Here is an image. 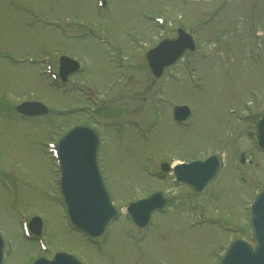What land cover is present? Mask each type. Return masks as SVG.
Masks as SVG:
<instances>
[{"label": "rangeland", "instance_id": "1", "mask_svg": "<svg viewBox=\"0 0 264 264\" xmlns=\"http://www.w3.org/2000/svg\"><path fill=\"white\" fill-rule=\"evenodd\" d=\"M96 1L0 0V229L9 240L4 264H31L61 250L87 264H213L214 252L235 228L250 238L248 208L264 183V150L255 138L256 120L264 114V0H108L102 11ZM54 21L69 33H58ZM178 26L197 36V50L155 79L144 55L176 35ZM63 47L83 68L73 81L99 86L102 113L98 105L94 115L86 109L71 114L67 109L84 103L83 94L51 86L40 71L43 63L27 61L53 57ZM20 100L46 102L52 111L20 116L14 112ZM183 103L193 115L181 127L171 115ZM136 117L153 127L147 140L131 124ZM89 118L103 137L102 173L121 210L99 244L67 224L46 149L54 135ZM212 152L225 165L194 198L201 203L197 210L188 186H174L168 173H148L154 154L175 161ZM157 189L170 194L169 205L140 229L126 207ZM21 213L43 218L45 247L23 237Z\"/></svg>", "mask_w": 264, "mask_h": 264}, {"label": "water", "instance_id": "2", "mask_svg": "<svg viewBox=\"0 0 264 264\" xmlns=\"http://www.w3.org/2000/svg\"><path fill=\"white\" fill-rule=\"evenodd\" d=\"M193 48L192 39L180 30L176 38L166 39L146 53L151 72L159 76L163 68L173 62L186 48ZM26 114L43 113L47 108L38 102L23 103L17 107ZM259 141L264 147V118L258 122ZM97 134L89 126H76L66 133L59 142L58 155L62 167V190L69 213L75 226L79 229L99 235L106 224L117 214L106 189L101 180L97 165L96 152ZM220 166L217 157L205 161H196L186 164L184 170L186 179L196 178L202 173L199 188L215 174ZM181 176L182 165L175 168ZM183 172V171H181ZM166 196L162 191H157L147 198L131 203L128 210L133 218L144 225L150 214L156 208L164 205ZM253 247L245 240H237L227 251L221 264H264V186L256 196L251 212ZM31 228L40 234L41 222L34 218L30 223ZM1 240V239H0ZM2 245L0 243V262ZM35 264H81L74 256L58 252L53 260L39 258Z\"/></svg>", "mask_w": 264, "mask_h": 264}]
</instances>
